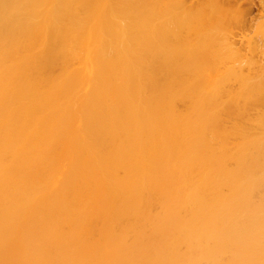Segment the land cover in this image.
<instances>
[{
  "label": "bare ground",
  "instance_id": "1",
  "mask_svg": "<svg viewBox=\"0 0 264 264\" xmlns=\"http://www.w3.org/2000/svg\"><path fill=\"white\" fill-rule=\"evenodd\" d=\"M218 3L0 0V264H264V0Z\"/></svg>",
  "mask_w": 264,
  "mask_h": 264
},
{
  "label": "rangeland",
  "instance_id": "2",
  "mask_svg": "<svg viewBox=\"0 0 264 264\" xmlns=\"http://www.w3.org/2000/svg\"><path fill=\"white\" fill-rule=\"evenodd\" d=\"M211 2H215V3H217V4H219L218 3V0H210ZM216 5V4H215ZM250 15H251V18L250 19H254L253 17L254 16H252V15H254L253 14V12L252 13H250ZM249 15V16H250ZM249 16L248 17H246L247 18V20H249ZM228 20H230V19H228ZM235 21V20H234ZM231 23V22H230ZM248 23L249 22H247V23H245V24H243L242 25V23H235L234 24V22H232L231 23V26H232V28H233V30H235V31H237V33L240 35V34H242V36L243 37H246L245 35V32H249V31H247L248 30V28L250 29V24H251V21H250V23H249V26H248ZM226 24V23H225ZM233 24V25H232ZM237 24V25H236ZM227 25H229V24H227ZM230 26V27H231ZM234 26V27H233ZM228 28V27H227ZM250 34V32L248 33V35ZM254 104L253 105H250L246 110H245V112L243 113V115H244V118H245V120L246 121H243L244 120V118H243V116L241 115V116H239V119H237V122L239 123V121L242 123V125H244V126H242V127H244L245 129L241 132V133H238L237 135H235V137H234V139H233V141H234V143H236L237 145L240 143V142H242V141H238V140H240V138H242L241 140H243V142L241 143V144H249V143H254V142H257L256 140H258V142H259V137H260V142L261 141H263L264 140V127L262 128V129H260V130H262L263 132H261L260 130H258L259 128H257L258 126L257 125H254V123H255V121H256V119H258V117H257V115L260 113L259 111L261 110V108L263 107V106H258V105H256V106H254ZM258 109H257V108ZM253 108H256V109H253ZM250 109V110H249ZM260 109V110H259ZM248 110V111H247ZM252 110H256L255 112H258V114H256L255 115V113H253V111ZM246 111H247V114H246ZM252 112V113H251ZM247 115H250V116H247ZM251 115H254V116H251ZM252 117V118H251ZM257 117V118H256ZM243 118V120L241 121V119ZM248 118H250V119H248ZM248 120V121H247ZM247 122H249V123H247ZM240 124V123H239ZM247 124V125H246ZM246 125V126H245ZM249 125V126H248ZM249 128H248V127ZM250 126H252L251 128H250ZM256 126V127H255ZM256 128V130H255V128ZM254 128V129H253ZM252 129V130H251ZM250 130H251V132H250ZM253 131H255V132H253ZM258 131H259V133H258ZM247 132H249V134L247 133ZM257 132V133H256ZM261 132V133H260ZM242 133H243V135H242ZM246 133V134H245ZM253 133V134H252ZM239 134H241V136L239 135ZM250 134H252V135H254V136H251V137H254V138H252V140H251V142H250V140L248 141V139H251V137L250 138H248L247 136H249ZM255 134H256V136H255ZM261 134V135H260ZM262 134H263V136H262ZM247 135V136H246ZM259 135V136H258ZM240 136V137H239ZM246 136V137H245ZM239 137V138H238ZM244 137V138H243ZM256 137H258V139H255ZM237 138V139H236ZM247 138V139H246ZM235 139H236V141H235ZM244 139H246V140H244ZM263 139V140H262ZM255 140V141H254ZM238 141V142H237ZM248 142V143H247Z\"/></svg>",
  "mask_w": 264,
  "mask_h": 264
}]
</instances>
